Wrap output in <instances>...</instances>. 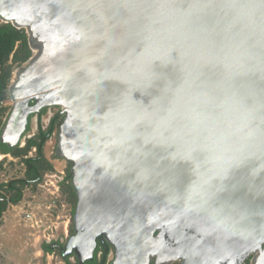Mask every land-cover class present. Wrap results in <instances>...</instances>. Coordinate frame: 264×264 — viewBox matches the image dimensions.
<instances>
[{
	"label": "water",
	"instance_id": "1",
	"mask_svg": "<svg viewBox=\"0 0 264 264\" xmlns=\"http://www.w3.org/2000/svg\"><path fill=\"white\" fill-rule=\"evenodd\" d=\"M76 2L0 0L1 21L24 28L34 51L8 87L12 105L0 143L16 146L31 114L60 109L55 155L69 163L76 196L74 233L62 256L73 252L81 263L102 236L114 251L112 264H149L152 258L154 264H247L248 258L264 264V158L231 169L223 181L217 180L226 174L222 157L201 162L204 154L197 152L192 160L199 146L194 131L157 115V98L181 79L179 65L167 64L169 52L158 44L137 45L122 65L96 77L128 82L127 93L126 84L111 79L75 87L69 80L71 66L78 65L74 53L93 21L83 7L71 10ZM171 55L175 61L177 53ZM199 71L205 85L223 74L211 63ZM76 79L86 78L81 72Z\"/></svg>",
	"mask_w": 264,
	"mask_h": 264
},
{
	"label": "clouds",
	"instance_id": "2",
	"mask_svg": "<svg viewBox=\"0 0 264 264\" xmlns=\"http://www.w3.org/2000/svg\"><path fill=\"white\" fill-rule=\"evenodd\" d=\"M69 7L93 17L74 53L79 66H71L69 80L75 87L111 79L126 84L127 93L128 82L96 77L122 65L137 45L158 44L169 52L167 64L179 65L181 79L165 86L157 115L194 131L199 146L192 160L197 152L204 158L196 161L222 157L226 174L217 180L223 181L231 169L264 158V0H77ZM209 63L223 74L205 85L199 70ZM81 72L83 82L76 79ZM143 170L149 179L150 170Z\"/></svg>",
	"mask_w": 264,
	"mask_h": 264
},
{
	"label": "rangeland",
	"instance_id": "3",
	"mask_svg": "<svg viewBox=\"0 0 264 264\" xmlns=\"http://www.w3.org/2000/svg\"><path fill=\"white\" fill-rule=\"evenodd\" d=\"M33 54L34 51L31 49V56ZM25 62L19 64L10 61L12 65V75L8 87L11 81L15 80L17 69L22 67ZM6 100V104L2 105L4 110L0 112V121L5 120L6 114L9 113L11 109L12 100L9 94ZM56 110L57 108L55 106L46 109V112L41 117L44 128L47 126L49 117ZM35 132V128L26 132L22 137L19 147H24L26 141L34 137ZM55 133L56 129L52 135L45 140L43 146L44 160L42 163L43 170L41 181L38 184H30L23 189V196L25 193L26 196L24 197V202L21 204V211L28 215L26 217L27 221L33 224V234L35 236L37 235L36 237L42 240L46 239L47 241L59 238L65 242L66 239L74 233L72 216L75 208L76 196L70 193V189L66 183L60 184L63 175L66 174L69 164L63 158L55 155ZM34 154L35 149L31 147L26 156H32ZM25 169L26 167L22 161L21 155L13 156L7 154L0 157V183L25 177ZM69 260L75 264V257L71 256ZM34 264L66 263L62 259L60 250L56 249L53 253L45 254L44 256L37 254L34 259Z\"/></svg>",
	"mask_w": 264,
	"mask_h": 264
},
{
	"label": "trees",
	"instance_id": "4",
	"mask_svg": "<svg viewBox=\"0 0 264 264\" xmlns=\"http://www.w3.org/2000/svg\"><path fill=\"white\" fill-rule=\"evenodd\" d=\"M30 56L31 49L28 44L25 29L17 28L9 22L6 23L0 21V112L4 110L1 105V101L8 98L7 88L12 75V65L10 61L12 63L21 64L25 62ZM46 108L47 107L41 108L37 113V132L34 137H32V139L26 141L24 147H19L22 138L16 146L10 148L6 147L4 143H0V152L2 154H11L13 156L21 155L22 161L26 167L25 177L0 183V220L2 219L3 213L9 204H16L22 199L23 189L25 187L29 186L30 184H38L42 179V163L44 160L43 146L45 140L52 135L56 127L61 122L62 118V114H58V112L54 113L47 126L44 128L41 122V117L46 112ZM7 115L8 113L6 114V117ZM4 121L5 120L0 121V129L4 124ZM29 129L30 128L27 125L26 131L23 133L22 137ZM31 147H34L35 154L32 156H26L28 150ZM62 178L63 179L60 184L66 183L70 189V193L75 195L70 184L71 174L69 172V167L66 170V174L63 175ZM54 243H58V241L55 239L43 241L41 243V249L45 253H53L56 250ZM62 259L66 264H73L68 259V256H62ZM95 260L96 258L94 256V260H88L85 262V264H103V259L101 262H95Z\"/></svg>",
	"mask_w": 264,
	"mask_h": 264
},
{
	"label": "crops",
	"instance_id": "5",
	"mask_svg": "<svg viewBox=\"0 0 264 264\" xmlns=\"http://www.w3.org/2000/svg\"><path fill=\"white\" fill-rule=\"evenodd\" d=\"M25 196L26 193L20 202L9 204L0 220V264H34L37 254H49L41 249V243L47 240L33 234V224L21 211Z\"/></svg>",
	"mask_w": 264,
	"mask_h": 264
},
{
	"label": "flooded vegetation",
	"instance_id": "6",
	"mask_svg": "<svg viewBox=\"0 0 264 264\" xmlns=\"http://www.w3.org/2000/svg\"><path fill=\"white\" fill-rule=\"evenodd\" d=\"M30 104H33V102H31ZM49 107H51V106H49ZM49 107H47L46 109H48ZM56 108H57V110L52 113V115L48 119V122H49L50 118L54 115V113L58 112V114H59L60 109L58 107H56ZM29 118L32 119V120H29V122L27 124L29 126V128H30L29 130H31L32 128H35L36 132H37V129H38V123H37L38 114L37 113L31 114L29 116ZM36 132L34 134H36ZM55 240H57L58 243H54V246L56 247V249L60 250V254H61L65 242H63L59 238H57ZM61 256H62V254H61ZM65 256H68V259H70L71 256L75 257V263L76 264H85V262L88 261V260L92 261V260H94V256L96 258L95 262H101V260L103 259V262H102L103 264H112L114 259H115L114 251H113L111 245H109V243H107L104 240V238H102V236L96 237V245L93 248V252H92L91 258H87V259L83 260L81 263H78L77 258H76V256L74 255L73 252L68 254V255H65ZM249 260H250L249 258L246 260L247 264H249ZM154 263H155V258H152L149 261V264H154ZM168 264H181V261L179 259H175V260H172Z\"/></svg>",
	"mask_w": 264,
	"mask_h": 264
},
{
	"label": "bare ground",
	"instance_id": "7",
	"mask_svg": "<svg viewBox=\"0 0 264 264\" xmlns=\"http://www.w3.org/2000/svg\"><path fill=\"white\" fill-rule=\"evenodd\" d=\"M22 98H24V97H20V98H18L17 101H20V99H22ZM14 102H15V101H14ZM14 102H13V103H14ZM20 107H21V106H19V104H17V107H15V111H16L17 114H18V113H19V114L22 113V112H21L22 110L20 109ZM0 156H1V155H0ZM84 248H85V247L83 246V249H84ZM80 253H83V251H80Z\"/></svg>",
	"mask_w": 264,
	"mask_h": 264
},
{
	"label": "built area",
	"instance_id": "8",
	"mask_svg": "<svg viewBox=\"0 0 264 264\" xmlns=\"http://www.w3.org/2000/svg\"><path fill=\"white\" fill-rule=\"evenodd\" d=\"M6 102H7V100L5 99V100H3V101H1V105H5L6 104Z\"/></svg>",
	"mask_w": 264,
	"mask_h": 264
}]
</instances>
